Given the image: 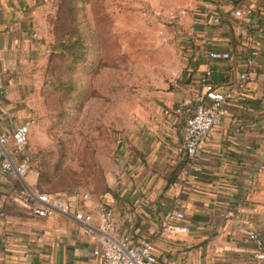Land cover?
<instances>
[{"label": "crops", "instance_id": "1", "mask_svg": "<svg viewBox=\"0 0 264 264\" xmlns=\"http://www.w3.org/2000/svg\"><path fill=\"white\" fill-rule=\"evenodd\" d=\"M199 4L193 58L177 89L154 96L128 122L114 149L117 164L106 171L109 191L68 199L72 211L92 216L94 231L86 234L72 218L33 216L16 200L18 186L0 179V264H101L96 251L109 245L101 221L105 210L120 238L135 246L152 242L160 264H264L254 245L244 242L254 232L264 239V58L199 152L198 170L188 166L182 147L188 107L206 73L219 87L232 85L264 42V0ZM238 9L248 15L234 18ZM49 12L48 0H0V135L13 136L38 114L46 58L41 30ZM37 181L29 170L31 190L39 191ZM170 211L184 214L170 223L187 233L165 228Z\"/></svg>", "mask_w": 264, "mask_h": 264}, {"label": "rangeland", "instance_id": "2", "mask_svg": "<svg viewBox=\"0 0 264 264\" xmlns=\"http://www.w3.org/2000/svg\"><path fill=\"white\" fill-rule=\"evenodd\" d=\"M48 1L30 171L40 192L104 193L128 122L154 96L177 89L193 58L199 0Z\"/></svg>", "mask_w": 264, "mask_h": 264}, {"label": "built area", "instance_id": "3", "mask_svg": "<svg viewBox=\"0 0 264 264\" xmlns=\"http://www.w3.org/2000/svg\"><path fill=\"white\" fill-rule=\"evenodd\" d=\"M250 14V12H248ZM247 13L234 11V18H243ZM211 58H227L223 54H211ZM264 58V42L254 49L248 59L247 68L230 86L219 87L212 81V73L208 71L202 80V91L195 99V108L187 118L182 131V147L188 159V166L198 170V154L212 138L217 127L228 115L229 103L236 94L244 90L252 80L251 71ZM31 122L18 127L13 136L0 135V179L11 185L18 186L16 200L23 208H27L37 218H49L55 215L72 218L84 226L86 234H91L93 218L84 210L72 211L69 200L61 194H50L31 190L26 184V177L30 170V158L27 154L28 133ZM77 198L88 200V194H78ZM173 218L182 220L184 214L170 211L165 216V228L171 232L187 233L188 228L174 226ZM103 232L109 245L103 251H96L102 257L101 264H160L152 242H144L137 246L130 240L122 239L116 234L112 213L105 210L101 214ZM245 243L254 245L255 258L264 263V242L261 233H250ZM171 264V263H168Z\"/></svg>", "mask_w": 264, "mask_h": 264}, {"label": "trees", "instance_id": "4", "mask_svg": "<svg viewBox=\"0 0 264 264\" xmlns=\"http://www.w3.org/2000/svg\"><path fill=\"white\" fill-rule=\"evenodd\" d=\"M106 191H109V190L107 189V187H106V189H105V192H106ZM46 193H48V192H46ZM50 194H53V193H50ZM262 240H263V242H264L263 236H262Z\"/></svg>", "mask_w": 264, "mask_h": 264}]
</instances>
